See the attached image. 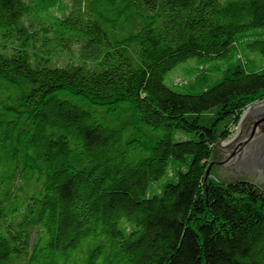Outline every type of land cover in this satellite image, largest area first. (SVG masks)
Segmentation results:
<instances>
[{
    "label": "trees",
    "instance_id": "1",
    "mask_svg": "<svg viewBox=\"0 0 264 264\" xmlns=\"http://www.w3.org/2000/svg\"><path fill=\"white\" fill-rule=\"evenodd\" d=\"M263 100L264 0H0V264H264Z\"/></svg>",
    "mask_w": 264,
    "mask_h": 264
},
{
    "label": "water",
    "instance_id": "2",
    "mask_svg": "<svg viewBox=\"0 0 264 264\" xmlns=\"http://www.w3.org/2000/svg\"><path fill=\"white\" fill-rule=\"evenodd\" d=\"M237 128L231 139L217 147L205 184L213 174L226 185L248 181L264 191V100L246 109Z\"/></svg>",
    "mask_w": 264,
    "mask_h": 264
},
{
    "label": "rangeland",
    "instance_id": "3",
    "mask_svg": "<svg viewBox=\"0 0 264 264\" xmlns=\"http://www.w3.org/2000/svg\"><path fill=\"white\" fill-rule=\"evenodd\" d=\"M175 79H177V81H179V77L177 76V74H176V76H175ZM250 106H251V105H250ZM250 106H249V107H250ZM237 129H238V128L236 127V128L233 130V134L237 131Z\"/></svg>",
    "mask_w": 264,
    "mask_h": 264
}]
</instances>
